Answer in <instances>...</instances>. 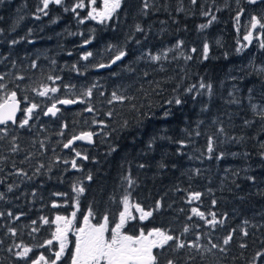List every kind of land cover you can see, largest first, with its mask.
Returning a JSON list of instances; mask_svg holds the SVG:
<instances>
[{"label":"trees","instance_id":"trees-1","mask_svg":"<svg viewBox=\"0 0 264 264\" xmlns=\"http://www.w3.org/2000/svg\"><path fill=\"white\" fill-rule=\"evenodd\" d=\"M79 2L63 0L45 15L37 11L41 0H0V96L16 91L21 109L38 105L24 128L22 111L18 123L0 127V264L54 259L58 245L46 242L57 215L75 212L77 228L91 211L93 224L107 216L111 229L125 196L153 213L129 222L125 233L160 229L175 237L156 250L159 264H264L257 258L264 253V49L259 39H243L252 15L264 22V2L122 0L103 23L87 15L103 0H83L85 7L72 12ZM260 34L264 39V29ZM121 51L112 69L97 71ZM49 76L60 79L53 85ZM42 85L60 90L41 97ZM64 98L84 103L44 116ZM176 98L180 105L168 103ZM86 131L94 133L92 146L63 149ZM212 213L219 223H210ZM23 247L32 249L27 259L17 255ZM58 264H71L69 250Z\"/></svg>","mask_w":264,"mask_h":264},{"label":"snow or ice","instance_id":"snow-or-ice-1","mask_svg":"<svg viewBox=\"0 0 264 264\" xmlns=\"http://www.w3.org/2000/svg\"><path fill=\"white\" fill-rule=\"evenodd\" d=\"M196 0H193L195 3ZM264 0H247L249 4H257L262 3ZM63 0H41L42 7L37 9L38 12H43L47 15V10L50 5H61ZM122 0H103V8L101 10H97L95 7L88 12V17L92 20H97L100 23H103L105 20H109L112 18L113 14L121 7ZM91 4L95 5L96 0H91ZM85 4L83 0H80L79 3L75 5L71 9L72 12H76L77 8L83 9ZM147 4L145 3V8ZM69 9L65 8V11ZM37 19L40 17L37 16ZM214 20L215 17L213 16ZM236 20H240V14L236 16ZM80 23H84L83 19H80ZM211 23V21H209ZM207 27V25H201V28ZM257 28L264 29V22H262L261 18H258L256 15H252L250 18V28L244 35V41H247L251 44L253 39V34ZM137 31H142V29L137 26ZM259 46L264 49V39L259 38ZM12 43H16V41H12ZM86 43H90V41H86ZM241 49L238 48L239 52ZM192 51H195L193 49ZM209 48L208 45L205 44L203 47V57L207 59ZM92 55L91 52L87 53L82 57L84 60H88V58ZM125 56V53L121 51L118 55L115 56V59L112 60V64H115L117 61L122 60ZM191 59V57H187ZM154 60H159L160 57H152ZM111 65L100 64L99 67H110ZM35 67V64L33 65ZM75 67V66H73ZM4 77L0 76V80H3ZM18 79H24V77H18ZM49 80L52 81L53 85H55L56 80H59L60 77H48ZM195 87V86H193ZM200 89L207 88L209 93L211 92V85H205L201 83L199 85ZM6 88V85L0 84V91H3ZM60 89L58 87L48 85H42L40 89L37 91V95L41 97H49V93H57ZM187 91L189 93L192 92V88H188ZM87 96H91V89H89L86 93ZM114 99H123L120 97H116L113 94ZM51 98V97H49ZM84 103L83 99L75 100L71 98H64L55 100L50 107L45 111V115L56 116L60 109L57 107V104L62 105H72L75 103ZM169 104L175 103L176 105H180L182 100L176 98L174 101L169 100ZM21 101L17 98L16 91L5 92L2 96H0V125H6L8 122H12L13 124L18 123L16 120V114L19 111L24 113V118L19 121V127L24 128L29 124V121L33 118V113L37 109L38 105L36 103H32L30 106H25L23 109L20 107ZM88 112H92L93 109L88 107L86 109ZM110 115V113H109ZM168 115L167 112L164 114ZM66 127V125H65ZM63 135V133H61ZM94 133L91 131L82 132L77 136H73L66 143L63 144L64 148H70L72 144L79 141H86L88 143L93 142ZM209 151H212L211 142L209 146ZM76 157L87 160L88 157L86 155L82 156V154L77 151ZM72 168H77V162L75 159L71 161ZM143 167V165H141ZM91 179V176L88 177ZM251 179V177L249 178ZM133 183V181L129 180V184ZM11 190V189H9ZM73 191L78 194H82L84 192L83 187H75ZM0 199H3V196L0 195ZM192 199L199 200L200 193H195ZM215 204V201H213ZM124 210L119 214V222L115 223V226L109 229V220L107 216L103 217V223L93 224L90 221V217H92L93 213L89 211L88 215L83 218V227H79L75 230V247L74 251L71 253L70 260L71 264H159V256L161 252H156L154 250H163L166 246L169 245V242L173 241L175 237L169 234L166 231L160 229H153L152 231L145 232L143 230L140 231L139 235H130L125 233L123 230L127 224V222L131 219H134L131 212V208L135 207L136 211L140 213V219L143 220L147 217L152 216L151 211H145L138 204L131 205L127 196H125L123 200ZM58 205L53 204V207H57ZM78 207V204H77ZM159 203L157 204V208H159ZM192 213L196 216H199L201 219H205V214L199 211L197 208L192 209ZM212 220L210 223L216 224L219 221L215 218V213H212ZM76 217V213H72V219H69L65 216L57 215L55 221L53 223L56 224L55 231L52 233V239L47 240V245L51 246L53 241L55 240L59 244V250L53 252L54 259H46L44 255H40L38 259H32L30 264H58L61 258L65 255L66 249L68 247V234L72 230L73 220ZM45 224H48V220H44ZM187 231V229H185ZM110 232V235H107ZM15 233L13 232V235ZM244 235L247 236V231L244 232ZM231 236H228L224 240V244L227 245ZM176 248L182 249L185 247L184 243H177L175 245ZM211 247L213 249L217 248L216 244H212ZM241 247H245V245L241 244ZM220 251H224L223 248ZM32 252V249L29 247H23V250L17 255L21 259H27L29 253ZM264 256V253H258L257 258ZM166 264H173L172 260H167Z\"/></svg>","mask_w":264,"mask_h":264},{"label":"water","instance_id":"water-1","mask_svg":"<svg viewBox=\"0 0 264 264\" xmlns=\"http://www.w3.org/2000/svg\"><path fill=\"white\" fill-rule=\"evenodd\" d=\"M113 59H115V58H113ZM112 59V60H113ZM123 59V58H122ZM112 60L108 63V64H105V65H111L110 67H103V68H101V67H97V71H102V70H105V69H112L116 64H118L120 61H117L115 64H112ZM58 106H60V107H64V108H70V107H73L74 106V104H72V105H62V104H57ZM20 107H21V104H20ZM47 110V109H46ZM45 110V111H46ZM45 111H44V113H45ZM19 115H20V111L19 112H17V114H16V120L18 119V117H19ZM44 116H51L50 114L49 115H45L44 114ZM52 117H55V116H52ZM8 124H11V125H15V124H13L12 122H8ZM2 126H4V125H0V127H2ZM79 135V134H78ZM77 136V135H76ZM72 138V137H71ZM70 138V139H71ZM77 143H81V144H84V145H90V146H92L93 145V142L92 143H88V142H86V141H79V140H77V141H75L73 144H72V146L70 147V148H72L75 144H77ZM64 148V147H63ZM70 148H64L65 150H67V149H70Z\"/></svg>","mask_w":264,"mask_h":264},{"label":"rangeland","instance_id":"rangeland-1","mask_svg":"<svg viewBox=\"0 0 264 264\" xmlns=\"http://www.w3.org/2000/svg\"><path fill=\"white\" fill-rule=\"evenodd\" d=\"M258 4V3H257ZM256 5V4H255ZM251 6H253V4H251ZM253 9V8H252ZM257 37H259V38H261V34H260V29L259 28H257L256 30H255V32H254V34H253V39H252V42L251 43H253V42H255V40H258V38ZM246 43L247 44H249L247 41H246ZM58 106V105H57ZM48 107H50V106H48ZM48 107H46V109L48 108ZM45 109V110H46ZM64 149V148H63ZM65 150V149H64ZM131 212H132V214H133V216L135 217V218H138L139 220H141L140 219V213L139 212H137L136 211V209L134 208V207H132L131 209ZM134 218V219H135ZM69 219H72V217L71 218H69ZM134 219H131V220H129L128 222H127V224L129 223V222H132ZM146 219V218H145ZM144 220V219H143ZM90 221H91V219H90ZM92 223V222H91ZM103 223V222H102ZM126 224V225H127ZM73 225H74V221H73ZM55 226H56V224H55ZM79 227L81 226H83V221L81 222V225H78ZM77 226V227H78ZM107 235H110V232L107 234ZM74 236V239H76V236H75V234L73 235ZM70 242V241H69ZM74 242H75V240H74ZM53 243H56L57 245H58V248H59V244H58V242H56L55 240L53 241ZM75 244V243H74Z\"/></svg>","mask_w":264,"mask_h":264},{"label":"flooded vegetation","instance_id":"flooded-vegetation-1","mask_svg":"<svg viewBox=\"0 0 264 264\" xmlns=\"http://www.w3.org/2000/svg\"><path fill=\"white\" fill-rule=\"evenodd\" d=\"M68 218H71V217H68ZM81 227V226H80ZM83 227V226H82ZM78 228V227H77ZM76 228V226L75 225H73L72 226V230L69 232V234H68V241H70L69 243H68V247H67V249H66V252L69 250V252H70V256H71V253L74 251V247H75V242H74V233H75V230L77 229ZM157 250H159V249H157ZM154 251H156V250H154ZM65 252V253H66ZM71 261V260H70Z\"/></svg>","mask_w":264,"mask_h":264},{"label":"bare ground","instance_id":"bare-ground-1","mask_svg":"<svg viewBox=\"0 0 264 264\" xmlns=\"http://www.w3.org/2000/svg\"><path fill=\"white\" fill-rule=\"evenodd\" d=\"M7 10V9H6Z\"/></svg>","mask_w":264,"mask_h":264}]
</instances>
